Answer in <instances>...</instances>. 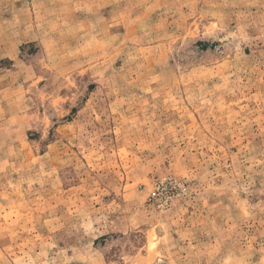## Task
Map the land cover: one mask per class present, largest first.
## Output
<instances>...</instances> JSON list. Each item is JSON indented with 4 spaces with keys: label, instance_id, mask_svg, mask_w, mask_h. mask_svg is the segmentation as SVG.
<instances>
[{
    "label": "rangeland",
    "instance_id": "obj_1",
    "mask_svg": "<svg viewBox=\"0 0 264 264\" xmlns=\"http://www.w3.org/2000/svg\"><path fill=\"white\" fill-rule=\"evenodd\" d=\"M0 264H264V0H0Z\"/></svg>",
    "mask_w": 264,
    "mask_h": 264
}]
</instances>
